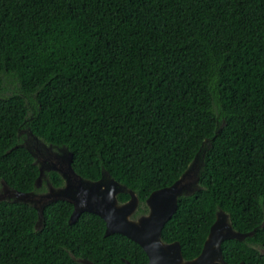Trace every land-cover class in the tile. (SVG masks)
I'll return each mask as SVG.
<instances>
[{
    "label": "trees",
    "instance_id": "16d2710c",
    "mask_svg": "<svg viewBox=\"0 0 264 264\" xmlns=\"http://www.w3.org/2000/svg\"><path fill=\"white\" fill-rule=\"evenodd\" d=\"M6 82L0 183L45 191L21 146L29 130L67 148L81 177L107 171L141 215L204 151L200 189L178 199L162 240L194 259L221 209L236 231H254L221 244L226 263L264 264V0H0V93ZM72 210L51 203L36 229L30 205L0 202V264L148 262L94 214L70 225Z\"/></svg>",
    "mask_w": 264,
    "mask_h": 264
},
{
    "label": "water",
    "instance_id": "95a60500",
    "mask_svg": "<svg viewBox=\"0 0 264 264\" xmlns=\"http://www.w3.org/2000/svg\"><path fill=\"white\" fill-rule=\"evenodd\" d=\"M25 142L21 144L34 159L39 175L35 187L45 182L44 192L23 193L10 188L1 181L0 202L10 201L30 205L37 212L36 229L42 227L43 211L51 203L67 202L73 210L68 223L74 224L82 213H90L105 223V236L120 234L138 244L145 252L146 264H228L223 258L221 244L226 240L243 242L254 231L240 233L231 223L230 216L223 210L216 212L215 221L203 244L200 254L191 260L183 258L178 242L166 243L162 240V229L177 209L178 199L193 195L200 189V170L204 167V151L201 158L197 154L187 170L171 186L153 191L145 201L147 212L136 215L139 201L134 192L115 181L107 171L99 180H88L78 175L72 167V154L67 148L46 145L24 130ZM57 173L63 180L61 187L48 182L46 174ZM119 194H128L129 199L120 203ZM264 226V221L261 224ZM264 255V249H257ZM79 264H95L86 259H75ZM124 264H130L122 260ZM244 264V263H239Z\"/></svg>",
    "mask_w": 264,
    "mask_h": 264
},
{
    "label": "rangeland",
    "instance_id": "374dc122",
    "mask_svg": "<svg viewBox=\"0 0 264 264\" xmlns=\"http://www.w3.org/2000/svg\"><path fill=\"white\" fill-rule=\"evenodd\" d=\"M12 90H13L12 83L11 82H6L4 87H3V89H2V91H1V93H0V96L6 95V94L8 95L10 93V91H12ZM22 134H24V133H22ZM24 142H25V138H24L22 143H24ZM0 187H1V184H0Z\"/></svg>",
    "mask_w": 264,
    "mask_h": 264
},
{
    "label": "flooded vegetation",
    "instance_id": "af4514ba",
    "mask_svg": "<svg viewBox=\"0 0 264 264\" xmlns=\"http://www.w3.org/2000/svg\"><path fill=\"white\" fill-rule=\"evenodd\" d=\"M1 184V183H0ZM44 192V191H43Z\"/></svg>",
    "mask_w": 264,
    "mask_h": 264
}]
</instances>
